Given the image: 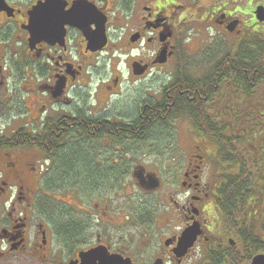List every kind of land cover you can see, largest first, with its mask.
Masks as SVG:
<instances>
[{
  "label": "flooded vegetation",
  "instance_id": "af4514ba",
  "mask_svg": "<svg viewBox=\"0 0 264 264\" xmlns=\"http://www.w3.org/2000/svg\"><path fill=\"white\" fill-rule=\"evenodd\" d=\"M255 37L264 0H0V264H264V190L223 188L218 142L194 124L201 85L175 84ZM197 55L204 71L176 77ZM122 68L170 78L118 108ZM185 97L193 116L176 114ZM74 149L81 173L64 168Z\"/></svg>",
  "mask_w": 264,
  "mask_h": 264
},
{
  "label": "trees",
  "instance_id": "16d2710c",
  "mask_svg": "<svg viewBox=\"0 0 264 264\" xmlns=\"http://www.w3.org/2000/svg\"><path fill=\"white\" fill-rule=\"evenodd\" d=\"M250 44L249 49L238 48L231 59L222 58L223 63L202 78L175 84L177 88L184 84L191 92L201 85L197 100L200 113L194 115L195 127L218 142L219 166L223 164L228 171L223 188L233 189L234 197L249 195L252 198L262 195L260 191L264 190V41L255 37ZM175 76L193 78L185 69H178ZM192 108L193 100L187 97L179 99L174 106L177 115L193 116ZM234 127L245 130L246 139L241 140L234 133ZM84 157L74 149L72 155L67 156L64 168L81 173ZM76 160L80 162L73 163Z\"/></svg>",
  "mask_w": 264,
  "mask_h": 264
},
{
  "label": "rangeland",
  "instance_id": "374dc122",
  "mask_svg": "<svg viewBox=\"0 0 264 264\" xmlns=\"http://www.w3.org/2000/svg\"><path fill=\"white\" fill-rule=\"evenodd\" d=\"M251 45V44H250ZM249 49V47H248ZM221 49L219 48V53H220ZM218 53V55H219ZM216 56V55H215ZM202 58L204 60H206V57L204 55H197L196 57L194 56L191 59V68H187L185 69L186 73L192 75V76H196L198 75L200 72L204 71V64L201 63L202 61H199V59ZM101 61V59H100ZM123 69V76H124V81L121 87V92L118 96H116V101H115V106H117L118 108H133L135 106V101L137 99H140L141 97H143L146 93L149 94H155V93H159L161 91V89L163 88V84L165 81H167L170 78V73L168 69H162L159 70V72H153L151 74H149L144 80H140V81H136V82H131L132 78H130V75L127 73V68H122ZM129 79V80H128ZM166 83V82H165ZM180 126V130H179V138L180 140L184 143L185 147L188 144L189 139H187L188 133H187V124L185 122H181ZM234 133L238 134L241 137V140L246 139L247 136H245L246 133H243L239 127H234L233 128ZM233 142H235V140H232ZM163 152L165 153L166 150H163ZM85 153V151H84ZM154 158L156 160H158V156H154ZM80 161V160H79ZM219 162L221 163L220 160H218V162H212L209 164V167L213 168V173L216 174L217 173V178L221 181L223 177H225V173L224 171H221V169L223 170V168H225L224 165L219 166ZM232 172H236V170L234 169H230ZM216 178V180H217ZM124 188V187H122ZM134 189H136L135 187H133ZM128 189V187H127ZM127 191V196L124 199V201H129V200H135L140 202V200L145 201V204H147L148 207H150V205L154 204L155 202L152 200V198H145L146 196L143 195L142 193H140L138 190L134 191V194L136 195L135 198H130L129 197V193L128 190ZM131 189V188H130ZM132 189V190H134ZM120 194H122L121 191H119ZM257 196V194H256ZM254 197V195H253ZM252 197V198H253ZM94 198L92 195L90 197V199ZM87 203H88V199H86ZM125 202H121V203H125ZM257 203V202H256ZM89 204V203H88ZM129 229H135L136 232L140 233V232H149L150 228L148 230L143 229L140 225H138L136 228L132 227L130 225H126V226H122L121 227V231L122 232H128Z\"/></svg>",
  "mask_w": 264,
  "mask_h": 264
},
{
  "label": "water",
  "instance_id": "95a60500",
  "mask_svg": "<svg viewBox=\"0 0 264 264\" xmlns=\"http://www.w3.org/2000/svg\"><path fill=\"white\" fill-rule=\"evenodd\" d=\"M140 72H136L134 71V74H138ZM142 73V72H141ZM154 183V181H152ZM156 185L155 183L152 185V186H149L150 188H153V187H156L154 186ZM193 237L192 234H191V230L189 229L188 231H186L185 233H183L180 238H179V241H178V245L179 247H188L191 245L192 241H193ZM91 253V252H90ZM262 260H261V257H257V258H254L253 260V264H261Z\"/></svg>",
  "mask_w": 264,
  "mask_h": 264
}]
</instances>
